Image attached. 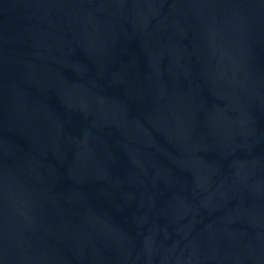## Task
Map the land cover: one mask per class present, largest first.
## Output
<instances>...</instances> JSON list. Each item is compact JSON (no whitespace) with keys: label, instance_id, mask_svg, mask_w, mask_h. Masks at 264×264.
Instances as JSON below:
<instances>
[{"label":"water","instance_id":"95a60500","mask_svg":"<svg viewBox=\"0 0 264 264\" xmlns=\"http://www.w3.org/2000/svg\"><path fill=\"white\" fill-rule=\"evenodd\" d=\"M0 264H264V0H0Z\"/></svg>","mask_w":264,"mask_h":264}]
</instances>
